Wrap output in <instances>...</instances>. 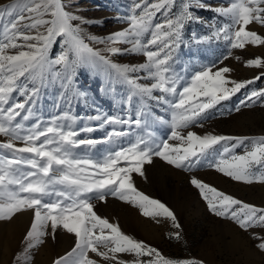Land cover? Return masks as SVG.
Wrapping results in <instances>:
<instances>
[{"label":"snow or ice","instance_id":"snow-or-ice-1","mask_svg":"<svg viewBox=\"0 0 264 264\" xmlns=\"http://www.w3.org/2000/svg\"><path fill=\"white\" fill-rule=\"evenodd\" d=\"M226 2L132 0L130 13L118 17L127 27L103 37L86 33L84 26L95 22L72 11L71 0L0 2V136L8 138L0 142V220L32 212L22 241L25 264L33 260L31 251L49 236L54 240L59 229L73 234L75 244L53 264H205L195 257L163 255L126 234L118 222L98 215L93 201L107 203L111 196L157 223L160 218L170 221L174 231L167 235L180 241L175 211L135 183L136 176L148 179L147 166L157 159L185 172L207 166L233 181L264 185V135L192 130L225 115L224 105L264 78L262 71L252 79H233V69L224 64L232 49L264 46V35L249 30L252 24L264 26V0ZM200 11L214 13L213 23ZM193 24H205L210 31L193 32L186 40ZM87 41L105 47L93 48ZM221 41L228 46L227 55L194 62L193 44L199 51L201 45ZM119 43L129 47L114 46ZM128 55L144 60L129 64L113 59ZM245 65L264 69V57ZM85 71L103 77L101 90L118 105L114 114L98 110L88 90L81 89L78 81ZM50 96L56 111L45 117L44 101ZM257 102L264 106V88L247 93L233 110ZM79 106H90L95 114L79 116L73 112ZM98 131L104 135H92ZM238 147L245 149L242 154L235 152ZM189 182L209 213L248 233L254 250L264 255V206L196 176ZM20 261L18 253L15 264Z\"/></svg>","mask_w":264,"mask_h":264},{"label":"rangeland","instance_id":"rangeland-1","mask_svg":"<svg viewBox=\"0 0 264 264\" xmlns=\"http://www.w3.org/2000/svg\"><path fill=\"white\" fill-rule=\"evenodd\" d=\"M0 2H3V0H0ZM148 2L151 3L153 0H148ZM71 3L72 11L95 22L84 27L87 34L97 37H103L127 27V24L118 17H126L132 7V0H71ZM211 3L227 6L226 0H211ZM197 14L204 17L209 24L213 23L210 18L214 13L200 11ZM101 21L102 23H100ZM224 22L226 21H220V23ZM249 30L264 35V26L252 24L249 26ZM209 31L210 29L205 24H193L190 26L186 40L191 37L193 32L203 35ZM87 42L93 48L103 49L105 47L95 42ZM114 46L119 48L129 47V45L123 43ZM184 51L187 52L188 49L185 48ZM228 51V46L223 41L213 42L211 45H201L199 51L197 45L193 44L192 52L196 55L192 59L196 63L215 62L227 55ZM257 56L264 57V46L248 45L244 49H232V55L224 61V64L233 69L231 73L233 79L240 81L252 79L264 69L247 67L245 61ZM113 59L119 63L137 64L143 62L144 57L141 55H128L113 57ZM185 59L187 60L188 57H185ZM102 80L103 77L85 71L79 77L78 83L81 89L88 90L89 96L95 101L98 110L107 114H114L118 105L114 107L112 98L101 90ZM140 82L150 83L148 80H141ZM259 88H264V78L242 90L230 103L224 105L225 115H215L213 118L203 121V128L194 127L192 130L200 134L212 131L217 134L233 136L256 137L264 135V106L260 102L252 107L241 108L239 112L233 110L239 100L244 99L247 93ZM52 99L53 97L50 96L44 101L43 111L45 117L56 111L51 105ZM63 110L61 108V111ZM73 112L82 117L95 114L90 106L73 107ZM78 124L83 126L80 121H78ZM92 135L99 137L104 135V132L98 131ZM7 139V137L0 136V142ZM244 150L243 147H238L235 152L242 154ZM192 176H196L218 190L231 194L242 201L264 206V185L262 184L247 185L236 182L207 166H200L191 172H185L167 166L157 159L153 165L147 166L148 179L144 180L136 176L135 183L140 191L153 198L160 199L175 211L182 226V240L169 239L167 233L174 231L170 221L160 218V222L157 223L149 217H144L137 208L111 196L108 197L107 203L93 201L96 205L95 211L102 217L111 216H108L110 222H118L122 231L126 234L156 247L163 255L170 258L195 257L203 259L205 264H264V255L254 250L253 245L255 242L248 233L239 229L231 221L215 217L208 212L198 190L189 182ZM102 206L104 208L108 207V215H106L107 212H105L106 214L103 211L100 212L99 208ZM32 215L28 216L27 222L31 223ZM15 216L8 221L0 220V264H15L18 253H21L20 264H25L23 260L24 244L22 243L25 234L22 232L21 236L17 235V238L10 236V240L6 239L7 233L11 235L17 232V223L14 224ZM254 231H259V229H254ZM74 244V235L59 229L54 240L49 236L43 245L31 251L33 260L29 264H53L57 257L70 251ZM91 255H93V258L99 259L94 254ZM123 258L131 259L132 257L124 255Z\"/></svg>","mask_w":264,"mask_h":264},{"label":"bare ground","instance_id":"bare-ground-1","mask_svg":"<svg viewBox=\"0 0 264 264\" xmlns=\"http://www.w3.org/2000/svg\"><path fill=\"white\" fill-rule=\"evenodd\" d=\"M149 173H151V172H149ZM161 173V172H160ZM159 173V174H160ZM153 175V174H152ZM151 175V176H152ZM103 207V206H102ZM102 207H100L99 209H100V212H102L103 211V213H105V212H107V214L106 215H108V207H106V208H102ZM30 215H32V212L31 211H27L26 213H19L18 215H16L15 216V222H14V224L15 223H17V228H16V230H17V232L16 233H14V234H11V235H9V233H7V237H6V239L7 240H10L9 239V237L11 236L12 238H17V235L18 236H21V233L23 232L24 234H25V232L28 230V228H29V222H27L28 221V216H30ZM105 215V216H106ZM109 216V215H108ZM108 216H106V218H108ZM109 217H111V216H109ZM109 219V218H108ZM112 219V218H111ZM110 220V219H109ZM113 220V219H112ZM111 221V220H110Z\"/></svg>","mask_w":264,"mask_h":264}]
</instances>
